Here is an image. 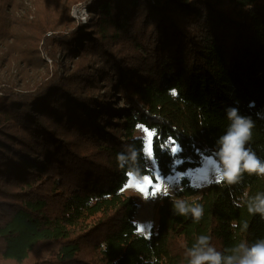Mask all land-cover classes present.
Instances as JSON below:
<instances>
[{"label":"trees","instance_id":"obj_1","mask_svg":"<svg viewBox=\"0 0 264 264\" xmlns=\"http://www.w3.org/2000/svg\"><path fill=\"white\" fill-rule=\"evenodd\" d=\"M78 1L0 0V264H190L202 236L224 257L264 240V176L181 177L148 236L124 192L150 172L143 128L160 175L222 172L232 108L264 161V0H84V23Z\"/></svg>","mask_w":264,"mask_h":264},{"label":"clouds","instance_id":"obj_2","mask_svg":"<svg viewBox=\"0 0 264 264\" xmlns=\"http://www.w3.org/2000/svg\"><path fill=\"white\" fill-rule=\"evenodd\" d=\"M235 108L228 110V118L231 122L226 135L221 137L219 158L223 165L221 180L229 184L239 181L243 173L249 175L257 174L264 176V161H261L251 149L244 147L245 142L251 139V128L253 127L250 118L241 117ZM258 201L255 206H249V212H259L264 216V198L256 197ZM181 213L186 209L178 204ZM202 207L197 206L192 209L196 219L202 215ZM236 227L235 223L232 225ZM209 237L199 238V247L194 248L190 255V264H264V240H260L248 246L241 243L235 250L239 255L224 257L209 244Z\"/></svg>","mask_w":264,"mask_h":264},{"label":"rangeland","instance_id":"obj_3","mask_svg":"<svg viewBox=\"0 0 264 264\" xmlns=\"http://www.w3.org/2000/svg\"><path fill=\"white\" fill-rule=\"evenodd\" d=\"M21 11H26L29 9V12L33 10V1L34 0H20ZM84 0L78 1L74 3L70 8V15L72 16V9L75 6H84ZM88 10V9H87ZM21 15L26 12H19ZM87 13V12H86ZM79 16V14L77 15ZM73 17V16H72ZM77 20L76 17H73ZM79 19V18H78ZM86 19L85 21H88ZM78 21V20H77ZM80 21V20H79ZM84 23L83 21H80ZM43 58L46 63H43L41 66V70H38L33 75L35 77H39L45 70L46 67L49 66L50 58L46 53H42ZM29 74L25 75L23 78H29ZM138 135H142L145 139L144 144V154L147 162V166L150 170L149 176L150 179L153 180V184H158L160 190L157 191L153 188L152 185H148L147 183H143L142 181L145 179L143 176L140 179H137L130 176L127 184L124 186V192L127 195L132 196L137 202V210L135 212V220L138 225V232L148 236L151 232L152 227L155 225V204L161 201V199L166 195H173L180 188V179L183 176L189 178L191 184L198 188L206 187L212 183H218L221 180V169L217 160L213 156H203L201 159L200 166L195 168L187 169L184 172H176L172 175L162 176L159 174L157 165L152 156L151 151V138L152 131L148 129H141ZM151 153V155H149ZM153 193V194H151Z\"/></svg>","mask_w":264,"mask_h":264},{"label":"snow or ice","instance_id":"obj_4","mask_svg":"<svg viewBox=\"0 0 264 264\" xmlns=\"http://www.w3.org/2000/svg\"><path fill=\"white\" fill-rule=\"evenodd\" d=\"M174 94V93H173ZM180 151L179 145L173 144V147L170 149V153L174 156V163H181V161L179 160V158L176 156V154ZM152 153V152H151ZM151 153H149V155H151ZM143 183H147L148 185H152L153 188L157 191L160 190L159 185L158 184H153V180L149 178V176H145V179L142 181ZM153 194V193H151Z\"/></svg>","mask_w":264,"mask_h":264},{"label":"built area","instance_id":"obj_5","mask_svg":"<svg viewBox=\"0 0 264 264\" xmlns=\"http://www.w3.org/2000/svg\"><path fill=\"white\" fill-rule=\"evenodd\" d=\"M71 14L73 17H76L78 21L80 20L83 22H86L85 20L90 17V13L88 12L86 5L73 7ZM78 14L79 16H77Z\"/></svg>","mask_w":264,"mask_h":264}]
</instances>
